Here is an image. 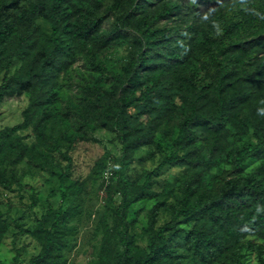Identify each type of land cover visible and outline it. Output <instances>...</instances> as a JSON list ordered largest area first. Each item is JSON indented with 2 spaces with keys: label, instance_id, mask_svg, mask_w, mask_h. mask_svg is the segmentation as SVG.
I'll return each instance as SVG.
<instances>
[{
  "label": "trees",
  "instance_id": "1",
  "mask_svg": "<svg viewBox=\"0 0 264 264\" xmlns=\"http://www.w3.org/2000/svg\"><path fill=\"white\" fill-rule=\"evenodd\" d=\"M180 1L185 0H129L125 13L123 0H115L113 30L88 51L92 72L73 113L81 130L95 124L118 135V170L144 146L159 145L158 134L173 136L177 130L173 150L158 168L183 169L177 191L151 189L153 172L133 193L120 185L122 202L115 214L123 250L111 259L105 236L88 264H251V253L256 264H264V4L235 7L205 26L154 27L179 10ZM102 6V0H0V107L10 97H29L23 120L0 128V184L5 188L21 182L18 166L30 147L19 132L28 127L40 144L67 161L62 189L77 185H67L73 165L69 151L83 137L57 131L68 121L55 110L56 77L96 39L108 16L98 13ZM120 40L129 41V52L118 69L99 56V47ZM16 59L21 65L10 74ZM250 158L261 160V166L245 175L243 165ZM164 195L175 200L168 207L170 220L157 228ZM153 198L157 203L149 211L147 247L142 248L129 232L126 214L134 202ZM66 199L64 191L60 207L49 209L33 230L16 226L41 245L30 264H69V222L79 204L65 207ZM182 220L191 228L181 227ZM9 228L0 211V245ZM22 250H16L12 264H21Z\"/></svg>",
  "mask_w": 264,
  "mask_h": 264
},
{
  "label": "rangeland",
  "instance_id": "2",
  "mask_svg": "<svg viewBox=\"0 0 264 264\" xmlns=\"http://www.w3.org/2000/svg\"><path fill=\"white\" fill-rule=\"evenodd\" d=\"M200 1L178 2L180 9L155 21L154 27L183 28L191 23L205 26L214 16L233 11L235 7L242 9L252 3L264 4V0H216L208 4ZM114 2L115 0H102L103 6L98 13L108 12V16L96 39L78 50L74 61L56 77L59 100L55 110L67 116L68 121L57 131L67 129L69 132H74V135L83 137L69 151L73 165L67 185L74 182H77V185L62 189L60 174L65 170L67 161L59 153L52 152L40 144L31 127L19 132L28 143L30 152L18 166L21 182L14 183L12 189H7L0 184V211L10 224L9 231L0 245V259L4 264H12L16 250L21 247L23 250L20 253V263L30 264L31 257L39 252L41 245L31 235L21 233L16 226L21 225L23 228L33 230L37 220L49 209L57 210L60 207L64 191L67 194L65 207L73 203L79 204L73 220L69 222L73 230L68 231L71 242L66 250V256L69 264H88L98 256L105 236L110 239L111 259L114 260L117 252L123 250L118 240V221L115 214V210L122 202L120 185L125 184L130 193H133L135 188L143 184L147 173L153 172L151 189L160 192L165 186H172L175 191L178 190L177 186L180 184L179 179L183 169L169 165L158 168L161 159L173 150V139L177 130H174L173 136L158 134L156 140L159 145L144 146L135 153L130 163L118 170L122 156V145L118 135L95 124L81 130L73 114L75 105L81 97V87L92 72L88 63V51L102 36L110 34L115 26L116 11L112 10ZM154 2L155 0H152V3ZM182 3L187 5L184 6ZM155 7L156 4L149 6L151 10ZM130 8L129 0H123L121 12L126 13ZM143 13L140 14L143 15ZM38 23L50 30V26L43 20L39 19ZM128 52L129 41L127 40L111 42L99 47V56L118 69L126 63ZM21 62V59L14 61L10 74L18 69ZM2 77L3 75L0 76V84ZM28 103L29 97L26 93L21 97H10L5 100L0 107V128L21 122L22 111ZM63 150H66L65 145ZM98 162H102V165H98ZM260 166L261 160L250 158L243 165L244 174H255ZM33 197H36L37 202L32 206ZM174 200L171 195H164L161 198L160 201H163L165 205L158 215L157 228L170 220L171 214L168 207ZM156 203V198L139 200L130 206L126 214V219L130 223L129 232L134 235L136 243L142 248L147 247L146 229L149 211ZM191 226V223L182 220L181 227L189 229ZM248 260L251 264H256V256L253 253L248 255Z\"/></svg>",
  "mask_w": 264,
  "mask_h": 264
}]
</instances>
